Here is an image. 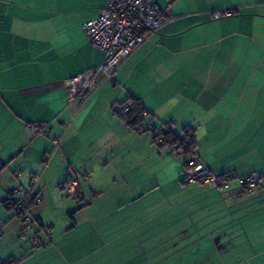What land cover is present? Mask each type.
I'll list each match as a JSON object with an SVG mask.
<instances>
[{
    "label": "crops",
    "instance_id": "obj_1",
    "mask_svg": "<svg viewBox=\"0 0 264 264\" xmlns=\"http://www.w3.org/2000/svg\"><path fill=\"white\" fill-rule=\"evenodd\" d=\"M155 2L171 21L80 104L69 102L66 83L104 59L82 28L104 0H0V264H264V187L247 191L242 182L264 173V0ZM223 10L232 14L213 16ZM130 94L155 127H194L202 162L232 179L211 186L173 172L166 186L164 174L140 170L145 156L136 149L145 144L151 154L156 145L113 110ZM56 137L62 145L44 167ZM74 170L92 176L80 199L90 197L93 214L58 234L45 218ZM36 174L45 201L31 211L52 226L40 245L17 241L22 225L5 203ZM144 185L139 196L120 193ZM168 192L176 201L161 198Z\"/></svg>",
    "mask_w": 264,
    "mask_h": 264
},
{
    "label": "built area",
    "instance_id": "obj_2",
    "mask_svg": "<svg viewBox=\"0 0 264 264\" xmlns=\"http://www.w3.org/2000/svg\"><path fill=\"white\" fill-rule=\"evenodd\" d=\"M232 14L230 10L217 11L215 18ZM171 17L155 0H104V6L97 17L82 23L83 31L88 41L104 52L100 65L81 72L68 79L66 83L69 102L77 101L82 104L89 94L104 80L114 77L121 63L131 55L148 37L149 33L158 31ZM130 104H115L114 111L125 115ZM39 133L47 134L46 127L36 122L31 125ZM55 147L61 144V138L54 141ZM186 181L196 182L202 179L211 186H218L217 174L210 172L208 167L195 158L190 159ZM92 179L90 173L75 172L68 182V190L75 193L79 190L80 179ZM39 175L31 182V191L27 198L18 204L19 213L24 214L25 220H30L28 201L34 197L32 192ZM248 191L264 187V173L254 172L242 178ZM43 198H37V204H43ZM31 221V220H30ZM29 221V222H30ZM30 223L28 227H31Z\"/></svg>",
    "mask_w": 264,
    "mask_h": 264
},
{
    "label": "trees",
    "instance_id": "obj_3",
    "mask_svg": "<svg viewBox=\"0 0 264 264\" xmlns=\"http://www.w3.org/2000/svg\"><path fill=\"white\" fill-rule=\"evenodd\" d=\"M116 104H130L129 110L125 115L120 114L124 119L127 121V123L131 126L132 129L136 130L138 133H141L144 130L152 129L153 132V143L157 144L160 147V151L162 149H169L172 151H175V154L182 155L183 156V161H184V171H185V176L183 177V181L188 183L186 181L187 177V170L190 168L189 162L190 159L195 158L198 161H202L199 157L198 154V140L196 138L195 134V128L192 126H185L182 129V133L176 132L172 127H170L171 123H162L159 127H155L154 124L151 123L148 117L147 113V108L145 104L143 103L142 99L138 96L135 95H129L128 98L124 101H121ZM114 107V106H113ZM114 110V109H113ZM116 113V112H115ZM119 114V113H117ZM33 122H31L28 125V128L33 130L36 134L38 135H45L48 136L50 133L49 126H47L44 123L41 122H36L39 124L41 127H46L47 129V134L39 133L36 131L31 125ZM58 138H61V144L59 147H55L54 141ZM62 145V137H56L53 140V149L49 153L46 154L44 158V167H47L53 156L59 151L60 147ZM6 165V163H4ZM3 168V167H2ZM209 169V168H208ZM210 170V169H209ZM1 171V170H0ZM75 172H80V173H90L88 171L86 172H81L79 170H74L69 175L66 177V179L61 183V187L63 188L64 191L68 193L70 196L80 197L83 195L82 192V183L84 181H90L89 179H80V184H79V190L75 193H71L68 190V182L71 180V178L74 176ZM212 172V171H210ZM217 174V179L219 181L218 186H223L225 185L232 177H229L228 173H216ZM39 175V179L41 174H36ZM34 175L28 187L22 188L18 187L16 191H11L9 193L8 198L6 199L5 203L7 205L8 211L12 214L14 218L19 217L22 222L23 226L20 231V239L23 241H31L35 245H40L41 244V239L39 237V233L45 232L48 233L51 231L52 226L46 225L41 221V218L34 214L31 210L34 207H41L42 205L37 204V198L40 196L43 198V201H45V196L41 192V190L37 189V184L38 181L36 182L32 192L34 194V197L30 201H28V207H29V219L31 220H25V216L22 213H19V206L18 204L22 201H24L27 198V195L31 191V182L33 178L36 176ZM198 182H204L202 179L198 180ZM191 183V182H190ZM246 186V185H245ZM247 190V188H246ZM248 191V190H247ZM84 200V199H80ZM83 207V206H82ZM30 221V222H29ZM30 223H33L31 227H28ZM31 231L33 235L31 236L30 234L27 235V232ZM22 260V257L17 258V257H10L7 260L3 261L1 264H16L19 261Z\"/></svg>",
    "mask_w": 264,
    "mask_h": 264
},
{
    "label": "rangeland",
    "instance_id": "obj_4",
    "mask_svg": "<svg viewBox=\"0 0 264 264\" xmlns=\"http://www.w3.org/2000/svg\"><path fill=\"white\" fill-rule=\"evenodd\" d=\"M101 107V105H100ZM165 107L168 106H164L163 109H166ZM85 109H88L87 106L85 107ZM94 109H96V107H94ZM108 109H111V105H109ZM150 120V119H149ZM170 127L173 128V125L171 124ZM136 132V130H134ZM178 131V133H182V130L180 131L179 128H176V132ZM153 130L152 129H148V130H144L142 132V134H139L140 136H144V141L148 138L149 141H153L152 136H153ZM136 137V134H135ZM152 145V143H151ZM155 148H154V152H152L151 154L148 152V150L146 149V145L144 144L141 148L136 149L135 154L139 155L140 152H143L142 156H145V159L143 161L142 164H140V170L141 168H143V171L145 174H147V172L150 174V176L152 175H157L158 172L159 175L161 176H166L167 179H165L164 181V185L166 186H170L174 185L173 181L176 179H173L172 176H174L176 173L180 174L182 173V176H185V171H184V161H183V156L182 155H178L175 154V151L169 150V149H162L161 152L160 151V147L155 144ZM157 152V154H156ZM149 153V157L146 158V155ZM160 153V155L158 156V154ZM57 156V155H56ZM55 156V157H56ZM202 162V161H201ZM149 168V169H147ZM211 171V170H209ZM176 172L175 174L171 175V173ZM179 175H177L176 177H178ZM86 182V181H84ZM198 182V181H196ZM178 185V184H176ZM111 188H114L111 187ZM120 193L124 194L123 197H125V199H129L132 194H136L137 196H139L140 192L145 191L146 189V185L144 186H140L137 188V186L134 187H125L122 186ZM168 189V188H167ZM173 189H171L172 191ZM61 192H63V197H60L59 200H57V202H55L54 206H52L50 209H48L47 211H49V216H47L45 219H48V223H53L54 224V230L58 231L57 233L59 234L61 232V230L66 229V227L71 224H80L83 220H85L88 217V214H93L91 207L93 206L92 202L90 201V197L89 200L86 198V200H80L78 197H74V196H70L68 195V193L64 190H60ZM167 191V190H166ZM165 192V191H162ZM161 192V193H162ZM171 192H168L166 194H163L161 196L164 198H167L169 200L172 201H176V199L170 194ZM110 194V193H108ZM116 194V193H115ZM115 194L113 195L115 197ZM154 195V196H153ZM156 194H152L150 197L151 199L153 197H156ZM102 197V196H101ZM119 197V194H118ZM62 199H65V202H62ZM144 200V199H142ZM149 200H146V202ZM145 202V200L143 201ZM74 204V205H73ZM83 206V207H82ZM90 207V208H89ZM85 208H89L87 210V213L83 211V209ZM15 220H17V225L19 227V225L23 226V222L19 217L14 218ZM51 225V224H50ZM3 226V223L0 222V231H2L3 229H1ZM74 229L73 226L69 227V230L65 231L64 230V234H68L70 231H72ZM6 234H8V232H6ZM31 234V231L27 232V235ZM2 236H0L1 240H0V244L3 243V239ZM20 239V232L19 230L17 231V241ZM21 240V239H20ZM173 245V243H170V247L167 245L166 247L171 248V246ZM174 247V246H173ZM173 247L171 248V250L173 249ZM5 248L1 246V251H0V256L3 255L5 252L3 251ZM171 253V252H170ZM2 258V257H1ZM170 261L174 262L175 259H170L167 260V263H169Z\"/></svg>",
    "mask_w": 264,
    "mask_h": 264
}]
</instances>
